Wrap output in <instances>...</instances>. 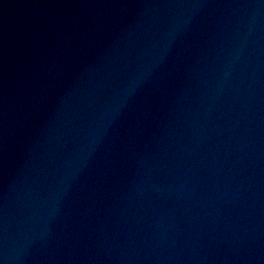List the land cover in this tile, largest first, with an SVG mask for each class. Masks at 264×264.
<instances>
[{
  "label": "water",
  "instance_id": "water-1",
  "mask_svg": "<svg viewBox=\"0 0 264 264\" xmlns=\"http://www.w3.org/2000/svg\"><path fill=\"white\" fill-rule=\"evenodd\" d=\"M0 264H264V0H0Z\"/></svg>",
  "mask_w": 264,
  "mask_h": 264
}]
</instances>
